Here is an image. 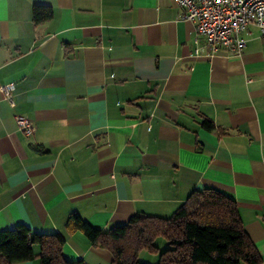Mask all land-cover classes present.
Returning <instances> with one entry per match:
<instances>
[{
  "label": "crops",
  "instance_id": "obj_1",
  "mask_svg": "<svg viewBox=\"0 0 264 264\" xmlns=\"http://www.w3.org/2000/svg\"><path fill=\"white\" fill-rule=\"evenodd\" d=\"M34 4L52 17L34 23ZM180 13L173 0H0V85L14 84V106L0 92V229L61 231L67 258L110 264L65 231L70 213L107 229L214 187L264 264V34L250 24L240 55H211Z\"/></svg>",
  "mask_w": 264,
  "mask_h": 264
},
{
  "label": "trees",
  "instance_id": "obj_2",
  "mask_svg": "<svg viewBox=\"0 0 264 264\" xmlns=\"http://www.w3.org/2000/svg\"><path fill=\"white\" fill-rule=\"evenodd\" d=\"M52 15L49 5L32 6L34 23L46 21ZM201 126L208 131L215 128L209 119H203ZM64 228L67 233L81 232L93 246L108 249L112 255L110 264H149L140 260L142 251L157 253L155 264L262 263L242 225L235 200L214 187L191 191L169 216L137 212L123 223L100 229L72 212ZM158 237L166 241L162 250L156 243ZM64 244L65 235L61 231H34L22 223L0 229V264L34 258L38 264H87L82 259L67 258Z\"/></svg>",
  "mask_w": 264,
  "mask_h": 264
},
{
  "label": "built area",
  "instance_id": "obj_3",
  "mask_svg": "<svg viewBox=\"0 0 264 264\" xmlns=\"http://www.w3.org/2000/svg\"><path fill=\"white\" fill-rule=\"evenodd\" d=\"M181 8L179 18L194 23L213 53L220 47L231 54L240 55L246 42L241 33L250 24L256 25L264 34V0H173ZM196 42V40H195ZM199 48L195 49L198 54ZM12 82L0 85V92L10 106H14ZM17 128L31 135L35 126L28 117L15 114Z\"/></svg>",
  "mask_w": 264,
  "mask_h": 264
},
{
  "label": "rangeland",
  "instance_id": "obj_4",
  "mask_svg": "<svg viewBox=\"0 0 264 264\" xmlns=\"http://www.w3.org/2000/svg\"><path fill=\"white\" fill-rule=\"evenodd\" d=\"M156 243L159 245L160 249L164 248L166 246V241L158 237L156 240ZM141 261H144L149 264H155L158 260V254L157 253H149L147 251H142L140 256H139Z\"/></svg>",
  "mask_w": 264,
  "mask_h": 264
}]
</instances>
